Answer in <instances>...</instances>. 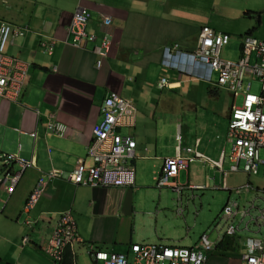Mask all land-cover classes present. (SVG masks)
Segmentation results:
<instances>
[{
	"label": "crops",
	"instance_id": "crops-1",
	"mask_svg": "<svg viewBox=\"0 0 264 264\" xmlns=\"http://www.w3.org/2000/svg\"><path fill=\"white\" fill-rule=\"evenodd\" d=\"M78 7L88 12L87 33L95 36L94 42L84 41L80 47L68 32ZM106 17L111 21L108 27L102 24ZM1 23L28 29L6 48V53L30 66L19 99H0V153L34 159L35 165L22 173L11 195L6 193L7 186H0V264H53L43 249L59 213L64 211L72 212L82 240L68 248L76 264H94L91 248L126 254L128 261L132 244L190 248L184 246L193 242L189 238L193 229L187 220L184 229L181 219L191 202L196 206L194 193L200 189H184L182 213H178V197L160 183L164 161L175 157L179 147L183 156L194 159L179 171L176 182L179 184L182 173L187 180L182 185L205 187L200 183L203 180L199 167L211 168L208 160L219 161L223 151L220 138L222 130L228 132L230 111L225 117L222 110L212 108V124L211 120L208 125L205 119L197 120L189 139L180 125L184 113L204 118L209 104L198 103L199 93L208 89L209 94H216L220 87L165 69L162 56L174 44L183 52L192 51L201 28L208 26L229 35L230 41L239 42V58L243 36L264 41V0H0ZM43 40L53 42L50 55L39 47ZM104 42H109L108 54L97 69L93 48L102 47ZM162 79H166L167 87H160ZM111 93L131 102L136 109L134 127L126 128L136 142L134 158L128 163L134 170V181L128 186L109 188L74 183L70 175L78 166L84 167L86 178L89 169L105 171L111 166L97 158L99 149L92 139V127L101 121V106ZM49 123H63L65 133H51L47 129ZM185 123L187 128L189 122ZM177 128L180 135L175 137ZM183 133L186 140L181 138ZM174 137L179 145L175 151H168L165 141ZM196 154L201 157H194ZM229 165L225 158L224 169ZM5 168L2 165L0 173ZM11 169L18 171L19 166L12 164ZM51 170L58 171L59 176L47 182L29 214L22 212L37 179ZM241 174L246 176V183L228 188L250 183L251 188H245L244 194H264L261 179ZM233 192L239 193L240 189L228 191L227 203ZM252 209L249 208L252 220L237 221L240 230L232 237L229 251L214 249L206 264H245L242 254L246 252V238L264 236V224L254 220L259 217L251 215ZM238 216L241 218L239 213L234 219ZM246 222L249 225L244 229ZM169 223L172 227L165 231ZM218 227L217 239H210L212 242L219 243L218 238L222 237L223 231H217ZM178 229L182 232L178 238L166 235ZM24 238L28 239L25 245Z\"/></svg>",
	"mask_w": 264,
	"mask_h": 264
},
{
	"label": "built area",
	"instance_id": "built-area-1",
	"mask_svg": "<svg viewBox=\"0 0 264 264\" xmlns=\"http://www.w3.org/2000/svg\"><path fill=\"white\" fill-rule=\"evenodd\" d=\"M89 14L81 7L73 13L68 32L74 35V44L80 47L86 42H94L95 36L87 33ZM102 24L108 27L110 18H104ZM25 28L12 27L9 24H0V98L15 102L20 96L26 80L29 63L6 53L8 44L13 39L23 35ZM23 31V32H22ZM106 41V40H105ZM230 41V37L214 31L210 27L201 28L195 48L187 52L188 58L193 61L194 76L206 81L208 84L224 88L232 94L233 101L242 97L239 106H231L228 119L227 142L230 143L229 153L223 150L219 161H210V166L221 174V185L215 188H223L228 191H236L240 188H251V184H245L238 188H228L227 176L231 173H244L255 175L259 168L264 167V41L250 35L241 39L240 56L236 60H227L221 57L222 50ZM42 48L47 54L53 51L51 44L42 43ZM109 42H104L102 47L95 46L93 52L97 55L96 67H101V59L108 54ZM181 53L179 46L174 44L164 51L168 58L172 54ZM180 75L184 74L181 69ZM162 79L160 87L166 84ZM253 82L261 86L258 94L251 92ZM102 121L92 127V137L96 144L97 158L109 163L111 166L105 171L89 169V175L85 177L84 167L78 166L71 173L70 180L74 183H90L92 186L116 187L128 186L134 181V170L129 162L134 158L136 142L130 134H121V129L132 128L135 125L136 109L134 105L111 93L101 108ZM47 129L58 136H62L66 128L63 124H48ZM35 137V133L31 134ZM180 139V137H179ZM179 148V147H178ZM177 148L175 157L166 159L162 168L161 184L173 191L178 197L177 211L182 213L181 196L184 189L193 188L203 190L199 186H183L176 182L180 170L186 169L194 158L183 156ZM263 154V156H262ZM200 158V154L194 155ZM227 158L230 165L224 169L223 161ZM0 163L6 165L3 172V185L12 192L23 172L34 166L33 160H27L13 155H0ZM12 163L19 166L18 171L10 169ZM129 166V168H128ZM59 176L58 171L52 170L46 175L40 176L31 194L26 201L23 211L28 213L39 201L47 181ZM7 184V185H6ZM254 203L251 209L254 208ZM258 219L264 224V208ZM250 210H240L237 201H229L221 212L220 220L224 222L225 230L219 242L224 237H233L240 225L234 224L233 219L240 213L241 220L252 218ZM28 223V222H26ZM242 223V221H241ZM249 222L244 224L247 229ZM24 238L23 244L27 242ZM82 242L76 231V225L70 213L61 215L53 229L50 240L43 249L44 255L53 263L61 261L66 248ZM218 242H212L208 235L200 237L197 244L191 248L163 247L153 244H132L130 253L132 264H206L208 255ZM246 252L242 254L245 264H264V236L260 239L248 238L246 240ZM94 264H129L126 254H116L107 251L96 250L91 252Z\"/></svg>",
	"mask_w": 264,
	"mask_h": 264
},
{
	"label": "rangeland",
	"instance_id": "rangeland-1",
	"mask_svg": "<svg viewBox=\"0 0 264 264\" xmlns=\"http://www.w3.org/2000/svg\"><path fill=\"white\" fill-rule=\"evenodd\" d=\"M27 30L28 29L26 28L24 30V32L22 31L23 35ZM22 36H20V37H22ZM17 38H19V37L14 38L13 42L8 44L7 47H9L10 45H13L15 39H17ZM42 43H47V42H46V40H43L39 43V47H40L41 51L46 53L44 51V48H42ZM47 44H51V42H49ZM239 46H240L239 42L236 39H232L226 46H224L222 53H221V57L223 59H227V60L238 59L236 55L239 52V50H238ZM48 55H50V54H48ZM103 58L104 57H102V59ZM102 59H101V61H102ZM96 63H97V61H96ZM101 65H102V63H101ZM97 69H99V68H97ZM27 75H28V73H27ZM260 89H261V86L258 82L252 83V87H251L252 93L258 94L260 92ZM210 91L211 90H208V89L201 91L199 93V97L197 100L198 103H200V104H206V103L209 104V107L207 108V115L205 114L204 118L199 117L197 119L196 114L184 113V118H183V121L180 123V125H183L184 132H188L189 139H191L190 136L193 135V133L195 131L194 124L198 122L197 120H199L201 122V121H203V119H205L204 123H207V125L211 120L210 124H212V122L214 120L213 119L214 113L212 111V108L219 111V112L222 110L221 114H223L225 117H227L233 103L235 104V106H239L241 104V101H242L241 96H238L233 101L232 94L224 88H217L215 90L216 94H209ZM21 94H22V90H21L20 95ZM19 97H18V99H19ZM0 99H2V98H0ZM3 100H5V99H3ZM6 101H9V100H6ZM199 110H201L202 112L205 111L203 108H200ZM207 117L209 119H206ZM185 120H187L189 122V125L187 128L185 127L186 126ZM226 125H227V122H225L223 127H225ZM65 128H66V126H65ZM128 131L129 130H127L125 128L122 130L121 134L127 135V133H129ZM222 133H223L222 137L220 138V142H221L222 146L220 147V150L223 149L225 151V153L228 154L229 150H230V143L227 142V135H226L227 132L222 130ZM175 134H177V135H175V137L180 135V130H178V128L176 129ZM175 137L173 139L170 138L169 140L167 139L165 141V144L167 146L168 151L169 150L175 151V147L179 145L177 140L175 139ZM33 138H35V137H33ZM181 138L183 140H186V138H187L186 134L183 133ZM262 156H263V154H262ZM226 163H227V161H226ZM0 165H1V163H0ZM199 171L201 174L200 180H203L200 183L205 186L204 190H198V191H196V193H194V195L196 196V200H195L196 206H194L193 203L191 202V206H189L188 210L183 215L184 218L181 219L182 217H179V219H181L183 221L182 226L184 227V229H186V226L184 223L186 220L189 223V226L193 229L189 235V238L191 240H193V242L189 243L190 245H188V246H184V247H190V248H191V246H193L195 244V242L199 239V237L203 233H207V235L209 236V238L212 241H216V239H217V232L215 231L216 226H219L217 228V231H224L225 230L224 222L220 220V217H221L220 215H221L222 209L224 208L227 201L229 200L228 191H225L222 189H215V186H219L221 184V177H220L221 175L217 172L216 169H214L212 167L209 168L208 166H205V165L204 166L201 165L199 167ZM3 178H4L3 173H0V181ZM255 178L261 179L264 182V168L262 166L259 168L258 174L253 175L252 179H255ZM178 181H179L180 185L187 183V180L182 173L180 174ZM227 181H228L229 187H237L239 185L246 183L247 178L245 175H243L241 173H238V174L236 173V174H231L228 177ZM245 190H246L245 188H240V192L242 191L241 193L240 192L239 193L233 192L231 194L230 201L239 200L238 204L240 205L241 211L243 209H245V210L249 209L251 203L254 202L255 208H253L251 210L252 211L251 215L253 217L261 216L260 210H262L264 208V194L261 193V191L259 192V195H257V193H255V192L244 194ZM248 195H250V197L246 198V196H248ZM191 198L194 199L193 196ZM183 210L184 211L186 210L184 204H183ZM61 213H63V212H61ZM61 213H59V215ZM59 215H58V217H59ZM263 216H264V213H263ZM238 220H240L239 216H238V219H234V224H237ZM31 222H32V220H31ZM259 222L261 223L260 220H259ZM171 227H172V224L169 223L167 228H165V231H168ZM180 231H181L180 229H178L174 232L169 231V232H167L166 235L169 236L170 238H178V236H181V234H182V232H180ZM194 231H196V236L193 235ZM247 239L248 238H246V240ZM173 240L174 239H172V241ZM246 240H245V243H246ZM175 242H177V241H175ZM170 243L172 244L173 242H170ZM177 248H180V247H177ZM129 264H132V256L129 258Z\"/></svg>",
	"mask_w": 264,
	"mask_h": 264
},
{
	"label": "bare ground",
	"instance_id": "bare-ground-1",
	"mask_svg": "<svg viewBox=\"0 0 264 264\" xmlns=\"http://www.w3.org/2000/svg\"><path fill=\"white\" fill-rule=\"evenodd\" d=\"M208 27V26H207ZM212 29V28H211ZM214 30V29H213ZM215 31V30H214ZM223 34V33H221ZM226 35V34H225ZM229 36V35H228ZM188 54L187 52H183L181 51V53H177V54H172V56L170 58L167 57V55L163 54L162 56V66L165 68V69H168V70H171V71H174V72H177V73H180L181 72V69L184 70V74L183 75H187V76H190V77H193V78H196V79H199L197 78L196 76H194V69H192V63L193 61L190 60V58H188ZM167 85L161 87V88H164V87H167L168 86V83L166 82ZM106 99V98H105ZM104 99V100H105ZM103 104H104V101H103ZM103 104L101 106V108L103 107ZM102 116V114H101ZM103 118V117H102ZM102 121V119H101ZM100 121V122H101ZM99 122V123H100ZM93 141H94V138L92 137ZM221 175V174H220ZM4 179L2 180V183H3ZM7 192L8 193H11L9 192L8 190V187L6 188ZM65 213H70L73 217V214L71 211H64L63 213H61L59 215V217ZM58 217V219H59ZM57 219V221H58ZM73 220L75 222V219L73 217ZM57 223V222H56ZM75 225H76V222H75ZM76 231H77V226H76ZM78 233V231H77ZM79 235V234H78ZM73 247V246H72ZM72 247H69L70 249H72ZM163 247H167V246H163ZM97 249H94V248H91L90 250V256L92 257V254L91 252L93 251H96ZM103 251V250H102ZM93 259V258H92Z\"/></svg>",
	"mask_w": 264,
	"mask_h": 264
},
{
	"label": "trees",
	"instance_id": "trees-1",
	"mask_svg": "<svg viewBox=\"0 0 264 264\" xmlns=\"http://www.w3.org/2000/svg\"><path fill=\"white\" fill-rule=\"evenodd\" d=\"M249 14H250V12L247 13V15H249ZM3 179H4V178H3ZM3 179H2V180H3ZM2 180L0 181V186L3 185ZM17 184H18V183H17ZM3 186H4V185H3ZM5 187H6V186H5ZM15 187H16V186H15ZM6 188H7V187H6ZM14 189H15V188H14ZM14 189H13V191H14ZM13 191H12V192H13ZM12 192H11V193H8L7 190H6V193H7L8 195H11ZM30 194H31V193H29V195H28L26 201L28 200ZM26 201L24 202V205H25ZM37 203H38V202H37ZM37 203L34 205V207L37 205ZM24 205H23V207H22V212H23ZM34 207H33V208H34ZM31 211H32V209H31L28 213H26V214H29ZM23 214H24V213H23ZM24 215H25V214H24ZM232 240H233L232 237H224V238H223V239H222V240L216 245L215 249H218V250L221 251V252H227V251H229V243H230V241H232ZM53 264H76V263H75L74 255L71 253V251H70L68 248H66L65 251H64V253H63V256H62L61 261H59V262H57V263H53Z\"/></svg>",
	"mask_w": 264,
	"mask_h": 264
},
{
	"label": "clouds",
	"instance_id": "clouds-1",
	"mask_svg": "<svg viewBox=\"0 0 264 264\" xmlns=\"http://www.w3.org/2000/svg\"><path fill=\"white\" fill-rule=\"evenodd\" d=\"M29 66H30V65H29ZM26 79H27V76H26ZM25 83H26V80H25ZM25 83H24V85H25ZM24 85H23V87H24ZM22 91H23V88H22ZM17 100H18V99H17ZM17 100H16V101H17ZM16 101H15V102H16ZM9 102H13V101H9ZM35 137H36V134H35ZM133 139H134V138H133ZM48 151H49V150H48ZM1 154H5V153H0V155H1ZM6 155H10V154H6ZM13 156H15V155H13ZM17 157H18V156H17ZM27 160H33L34 165H35V161H34V159H27ZM12 164H15V163H12ZM2 165H3V164H1L0 167H1ZM11 166H12V165H11ZM11 166H10V169H11ZM33 167H34V166H33ZM33 167H32V168H33ZM30 169H31V168H30ZM26 171H27V170H26ZM51 171H52V170H51ZM55 171H56V170H55ZM23 173H24V172H23ZM45 175H46V174H45ZM50 180H51V179H50ZM48 181H49V180H48ZM48 181H47V182H48ZM46 185H47V184H46ZM107 188H109V187H107ZM236 235H237V234H236ZM236 235H235V236H236ZM233 237H234V236H233ZM153 245H155V244H153ZM161 246H162V245H161ZM214 249H215V248H214ZM92 260H93V259H92ZM93 262H94V261H93ZM52 263H53V262H52Z\"/></svg>",
	"mask_w": 264,
	"mask_h": 264
},
{
	"label": "water",
	"instance_id": "water-1",
	"mask_svg": "<svg viewBox=\"0 0 264 264\" xmlns=\"http://www.w3.org/2000/svg\"><path fill=\"white\" fill-rule=\"evenodd\" d=\"M257 18H260V15H258Z\"/></svg>",
	"mask_w": 264,
	"mask_h": 264
}]
</instances>
